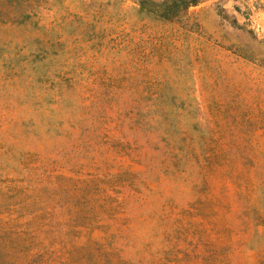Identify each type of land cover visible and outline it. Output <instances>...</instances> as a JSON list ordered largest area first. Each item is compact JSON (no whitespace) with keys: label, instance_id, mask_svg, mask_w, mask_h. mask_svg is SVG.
Instances as JSON below:
<instances>
[{"label":"rangeland","instance_id":"rangeland-1","mask_svg":"<svg viewBox=\"0 0 264 264\" xmlns=\"http://www.w3.org/2000/svg\"><path fill=\"white\" fill-rule=\"evenodd\" d=\"M180 1L0 0V264H264V0Z\"/></svg>","mask_w":264,"mask_h":264},{"label":"trees","instance_id":"trees-1","mask_svg":"<svg viewBox=\"0 0 264 264\" xmlns=\"http://www.w3.org/2000/svg\"><path fill=\"white\" fill-rule=\"evenodd\" d=\"M146 0H139V3H140V6L141 7H143V2H145ZM196 0H184V1H180L178 4H183V7L181 8V10H184V9H186L189 5H195L196 4ZM175 3V2H174ZM174 3H173V7L175 6V8H173V9H170V6L167 8V9H165V12H169L170 10H178V4H176V5H174ZM150 5L152 6H154V4L153 3H150ZM158 7H161V4L160 5H157ZM150 12H152V13H155V11H151L150 10ZM163 14V13H162ZM158 15V14H157ZM160 16H166V14L164 13V15H161V14H159ZM172 16H175L174 14H172Z\"/></svg>","mask_w":264,"mask_h":264}]
</instances>
